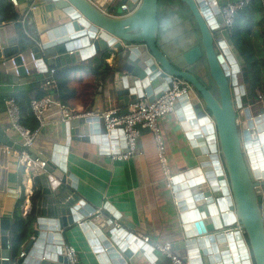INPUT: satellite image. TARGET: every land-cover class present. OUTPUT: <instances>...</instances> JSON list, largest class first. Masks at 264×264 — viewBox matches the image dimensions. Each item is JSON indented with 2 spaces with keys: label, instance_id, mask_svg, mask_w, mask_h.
<instances>
[{
  "label": "water",
  "instance_id": "water-1",
  "mask_svg": "<svg viewBox=\"0 0 264 264\" xmlns=\"http://www.w3.org/2000/svg\"><path fill=\"white\" fill-rule=\"evenodd\" d=\"M50 1L66 21L46 32L39 38L40 45L25 54L35 55L39 73L107 52L116 63V95L127 98L121 116L128 114L129 106L140 98L149 102L158 99L171 87L173 78L191 87L174 103L175 110L183 112L181 126L196 156L194 168L173 182L185 231L174 246L182 251L177 256L188 258L190 264H264V105L257 110L243 106L237 77L240 68L228 46L220 0L165 1L181 20L185 34L176 47L164 42L165 27L159 18L163 0H120L129 12L125 16L108 14V3L114 0ZM200 70L203 77L198 74ZM9 74L17 84L28 81L36 72L15 77L10 69ZM98 121H70L72 140L79 136L85 140L89 123ZM116 133L122 135L121 130H114L110 137ZM0 145L13 146L2 128ZM60 161L55 178L76 189L71 183H76V178L65 170L64 158ZM53 164L56 166L55 161ZM52 166L47 164L44 171L52 173ZM45 172L38 178L47 192ZM181 188L183 194L179 193ZM81 208H59L57 220L39 227L38 235L23 252L34 258L27 264L49 259L54 246V251L64 256L65 244L58 232L65 234L68 226L79 222L100 264H130L139 239L116 228L114 222L131 230L134 227L117 217L108 222L106 211L96 214V209L86 204ZM236 222L241 232L229 233ZM8 230L9 220L0 218V264L13 262Z\"/></svg>",
  "mask_w": 264,
  "mask_h": 264
},
{
  "label": "crops",
  "instance_id": "crops-1",
  "mask_svg": "<svg viewBox=\"0 0 264 264\" xmlns=\"http://www.w3.org/2000/svg\"><path fill=\"white\" fill-rule=\"evenodd\" d=\"M224 1L220 0V5ZM260 2L264 9V0ZM8 3L11 4L18 19L0 23V128L13 144L12 147L0 145V218L9 220L11 228L15 213L24 218L31 211L30 197L33 184H36L40 191V197L35 206L36 221L33 225V234L21 246L18 256L13 260L14 264H27L34 259L27 255L23 258L19 256L24 252L28 242L38 235L39 227L46 226L50 220H57L60 217L57 213L59 208L72 210L75 206L82 209L83 204L95 208L96 214L106 211L109 215L108 222L117 217L134 227L131 230L114 222L116 228L119 227L124 232L135 234L139 239L136 244L138 248L130 264H167V259L154 250L153 246L156 243L170 242L176 255L179 252L182 253L181 250L174 249V246L183 239L185 231L176 205L177 200L163 181L154 142L148 132L143 131L138 139L135 155L127 161L114 162L109 158V153L112 150L114 152L123 150L124 141L120 133L112 138L106 137L104 123L99 119L98 122L89 123V135L85 140L81 136H79L80 139L72 140L68 124L62 121L58 109L52 107L45 111L44 126L28 150L30 156L53 165L52 173L45 172L48 191L46 192L39 178L30 183L25 182V173L17 157L23 149L22 139L16 131L10 128L4 100L13 96H21L30 102L40 93L44 96L50 94L53 98H58L43 84L51 68H48L47 72L34 74L26 82L15 84L12 75L9 74L10 66L7 67L6 63L13 56L26 54L34 46L40 45L39 38L46 32L58 28L66 19L62 18L61 12L50 0H17V7H14L9 0ZM108 4H110L108 14L119 16L121 13L119 6L122 5L120 0H114ZM3 5L4 2H1L0 6L3 7ZM30 5H34L35 9L27 13ZM173 13L168 5L161 3L159 18L165 27L164 42L169 47L179 45L185 35L181 28V20ZM255 17H257L254 21L255 32L259 31L261 34L264 32V20L260 16ZM255 32L252 28L251 42L264 45V36L257 35L259 32L257 34ZM229 44L240 68L237 77L243 90L241 97L243 106H247L250 110H257L264 105V87L253 90L241 80L243 58ZM106 63L111 67L113 76L110 80L95 83L94 89L86 98L88 111L100 113L112 109L121 112L127 104V98H118L116 95L119 87L114 78L116 67L114 58L112 59L109 55ZM88 74L85 71L82 75L83 79ZM258 94L262 95V100H258ZM26 110L28 112V108ZM23 113L24 122L29 125L28 113L24 111ZM182 113L174 107L171 114L159 120L168 165L175 177L192 170L196 161V156L181 126ZM61 158L65 160V170L76 178V183L71 180L76 189L61 183L54 176L55 173H59ZM54 161L56 166L53 164ZM183 189L179 190L180 194H183ZM26 190L30 191V195H24ZM23 210L26 211L25 214ZM62 218L65 220V217ZM80 227L73 223V226L65 229V234L58 232L62 242L76 249L82 264H100L97 252H94V247L85 236L86 232H83ZM9 231L8 238H10ZM144 237L148 238L147 243L143 241ZM182 249L185 253L187 252L186 246ZM54 250L55 246L53 251H49L51 257L41 260L40 264H65L62 254ZM186 261L189 262V259L187 258Z\"/></svg>",
  "mask_w": 264,
  "mask_h": 264
},
{
  "label": "built area",
  "instance_id": "built-area-1",
  "mask_svg": "<svg viewBox=\"0 0 264 264\" xmlns=\"http://www.w3.org/2000/svg\"><path fill=\"white\" fill-rule=\"evenodd\" d=\"M9 1L14 7L18 6L17 0ZM249 1L250 0H225L223 4L220 5V14L225 25L224 32L228 39L233 28L236 14L247 6ZM119 8L121 12L119 16H125L129 13L125 4L120 5ZM34 9L35 6L30 5L27 13ZM10 69L15 77H29L33 72L39 73L38 60L33 53H29L28 55L17 54L10 59ZM54 74L55 69H51L43 83L47 89L52 90L53 92L56 89ZM190 91L191 87L189 84L180 79L173 78L171 87L164 91L158 99L149 102L146 98H140L137 103L129 106V112L124 116L119 115L118 111L112 109L100 113L88 110H78L75 112L68 111L60 104L58 99L47 94L42 98L32 99L29 102L30 112L34 120L37 122V127L34 130H30L21 124V111L15 98L9 97L5 99V112L10 128L16 131L22 139L23 149L17 157L25 173V182L30 183L45 172L44 170L47 163L39 158L30 156L28 150L32 147L40 129L44 126L45 111L55 107L61 114L62 121L66 124L70 121H83L88 118H99L104 123L106 137H110V133L114 130H121L126 150L120 152H114L113 150L110 151L109 158L114 162L127 161L135 155L138 139L143 131L148 132L154 142L156 157L161 169L163 181L175 198V193L173 192L175 176L172 174L168 165L166 148L159 126V120L171 114L174 110V103L187 95ZM54 93L56 94V92ZM257 98L258 100H262V95L258 94ZM24 195H30V191L25 192ZM23 213L25 214L26 211L23 210ZM82 224L83 223L79 222L80 226ZM228 232L231 234L233 232H241L239 224L236 222L231 225ZM143 241L147 243L148 238L144 237ZM153 249L160 252L167 259V264H190L188 261L181 259L173 252L172 243L170 242L156 243L153 246ZM19 257L23 258L24 253H21ZM4 260L9 261V259ZM63 260L65 264H82L79 260L76 249L68 244L64 245ZM12 264H14V262H12Z\"/></svg>",
  "mask_w": 264,
  "mask_h": 264
},
{
  "label": "trees",
  "instance_id": "trees-1",
  "mask_svg": "<svg viewBox=\"0 0 264 264\" xmlns=\"http://www.w3.org/2000/svg\"><path fill=\"white\" fill-rule=\"evenodd\" d=\"M4 2L3 7L0 6L1 16L0 23L7 21H16L18 16L13 12L12 6L8 0H0ZM263 4L260 0H250L248 5L240 10L235 18L232 31L229 36V42L234 47L235 51L243 58V67L240 74L241 80L253 90L264 87V45H257L251 42L252 28L257 17L260 16L264 20ZM255 17V18H254ZM264 28V25H263ZM259 31L255 32L257 34ZM257 35L264 36V32ZM247 41V43H245ZM109 54L101 52L87 61H83L71 66H66L62 69H56L54 79L58 101L68 111L87 110V100L90 92L94 89L96 82L110 80L113 76L111 67L106 63ZM87 71L89 74L83 79V73ZM82 77V78H81ZM52 91V90H51ZM44 94L40 93L35 99L42 98ZM21 111V124L34 130L37 127V122L30 114L29 101L21 96H13ZM28 108V112L27 109ZM28 113L27 125L22 117ZM40 191L36 184H33L31 201V211L26 217H21L18 213L14 214V221L9 231L10 248L13 260L18 256L21 246L33 234V225L35 219V206ZM22 201V199H21Z\"/></svg>",
  "mask_w": 264,
  "mask_h": 264
},
{
  "label": "flooded vegetation",
  "instance_id": "flooded-vegetation-1",
  "mask_svg": "<svg viewBox=\"0 0 264 264\" xmlns=\"http://www.w3.org/2000/svg\"><path fill=\"white\" fill-rule=\"evenodd\" d=\"M165 1H166V0H163V1H161V3H162V2L165 3ZM160 5H161V4H160ZM198 74L200 75V77H203V72H202V70H200V71L198 72Z\"/></svg>",
  "mask_w": 264,
  "mask_h": 264
}]
</instances>
